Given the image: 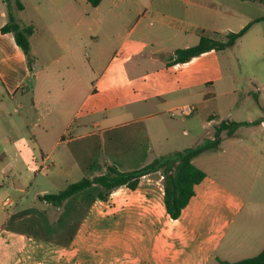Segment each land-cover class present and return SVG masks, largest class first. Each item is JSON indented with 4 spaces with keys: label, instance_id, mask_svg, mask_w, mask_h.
<instances>
[{
    "label": "crops",
    "instance_id": "0c3cea01",
    "mask_svg": "<svg viewBox=\"0 0 264 264\" xmlns=\"http://www.w3.org/2000/svg\"><path fill=\"white\" fill-rule=\"evenodd\" d=\"M250 1L9 0L18 21L35 26L33 71L14 33L1 31L9 6L0 0V127L9 130L0 143V264H222L264 249V205L199 165L207 176L178 218L167 209L160 171L144 175L136 188H114L106 199L98 184L60 205L44 198L105 174L109 165L129 171L172 154L164 148L174 138L171 127L186 122L192 129L198 111L179 108L214 99L205 87L227 80L220 52L264 23L255 21L264 15L243 9ZM251 22L232 46L174 59L177 49L203 36L225 42ZM20 90L33 92L37 117L26 114ZM13 112L27 132L10 135L19 130ZM216 118L209 114L208 123L219 125ZM18 164L36 175L44 169L57 190L32 193Z\"/></svg>",
    "mask_w": 264,
    "mask_h": 264
},
{
    "label": "rangeland",
    "instance_id": "374dc122",
    "mask_svg": "<svg viewBox=\"0 0 264 264\" xmlns=\"http://www.w3.org/2000/svg\"><path fill=\"white\" fill-rule=\"evenodd\" d=\"M226 1L231 5H241L240 0ZM8 4L12 8L11 2H8ZM243 9L253 16L264 15V4L258 0L248 2L243 5ZM26 25L23 24V26ZM253 27L242 44L220 52L224 74L227 79L226 84L219 87H205L206 92L212 93L214 99L210 98L207 102L201 103L196 102V100L190 101L189 105L198 107V111L195 110L194 114V125L190 129V125L184 122L181 126L171 127L174 138L173 140L170 139L172 142L167 143L164 147L167 154L174 153L178 149L184 150L197 146L211 138L217 124H209L207 118L209 114L214 112L217 114L216 121H255L264 117V23L258 22ZM105 36L101 35L103 38ZM115 46V40L109 35V48L113 49ZM87 50L89 51V49ZM28 63L33 71L39 67L37 58L33 57L32 63L28 59ZM17 95L21 97L23 102L27 103L26 114L29 118L37 117V113L33 108V92L30 90V92L25 93L20 90ZM13 114L14 117L11 119V123L15 126V122L12 120H16L19 130L11 131L10 135L15 136L19 134V131H26V129L21 128L23 121L20 113L13 112ZM185 129L188 134L184 133ZM8 135L9 130L0 127L1 145L7 143ZM195 162L221 182L240 191L243 197L255 204L258 203L256 205L260 203L264 205V126L262 124L241 126L235 135L224 136L218 149L202 153L197 156ZM29 166L18 164L17 170L24 175L22 179L32 193H35L37 188L57 190L56 183L48 180V177L44 175L46 172L44 169H42V173L36 175L35 171ZM29 168L30 170H28ZM25 176H28L27 179ZM262 211H264V208ZM246 218L250 221V214L247 213ZM254 252L252 251L253 254ZM214 264L219 263L214 262Z\"/></svg>",
    "mask_w": 264,
    "mask_h": 264
},
{
    "label": "trees",
    "instance_id": "16d2710c",
    "mask_svg": "<svg viewBox=\"0 0 264 264\" xmlns=\"http://www.w3.org/2000/svg\"><path fill=\"white\" fill-rule=\"evenodd\" d=\"M6 1L9 2V0ZM88 1L92 5L97 6L102 0ZM259 1L264 2V0ZM18 7H23V4L20 1H18ZM263 19L264 17H259L255 21ZM252 24L253 22L249 23L238 32H230L227 35L228 40L225 42L203 36L198 44L188 48L177 49L174 59L177 62H187L193 57L213 48L224 49L228 46H232ZM1 31L4 33H14L18 45L21 46L26 53L27 58L32 63L31 36L35 31V26L33 24L23 26L17 20L9 5V19L1 28ZM263 121L264 117L252 122L224 120L216 126L214 138H209L197 146L178 150L169 155H162L139 169L123 171L116 165H109L108 171L105 174L93 178H82L81 180L70 183L65 189L58 193L45 195L44 198L60 205L67 198L93 186L94 184H98L102 188L99 197L106 199L114 188L122 185L136 188L144 175L160 171L164 176L163 181L167 209L173 218H178L181 216L183 209L195 194V186L207 176L206 172L194 162V159L205 151L219 148L223 139L222 133L224 131L229 135H234V133L243 125L260 124ZM222 264H264V249L255 256L243 258L234 262L222 261Z\"/></svg>",
    "mask_w": 264,
    "mask_h": 264
},
{
    "label": "built area",
    "instance_id": "2783aa9c",
    "mask_svg": "<svg viewBox=\"0 0 264 264\" xmlns=\"http://www.w3.org/2000/svg\"><path fill=\"white\" fill-rule=\"evenodd\" d=\"M179 109L185 114H191L195 111L196 106L187 104L180 107Z\"/></svg>",
    "mask_w": 264,
    "mask_h": 264
}]
</instances>
